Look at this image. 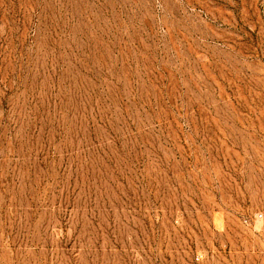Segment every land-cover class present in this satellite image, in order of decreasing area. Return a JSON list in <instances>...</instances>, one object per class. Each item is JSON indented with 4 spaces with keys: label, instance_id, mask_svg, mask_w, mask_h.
<instances>
[{
    "label": "rangeland",
    "instance_id": "374dc122",
    "mask_svg": "<svg viewBox=\"0 0 264 264\" xmlns=\"http://www.w3.org/2000/svg\"><path fill=\"white\" fill-rule=\"evenodd\" d=\"M0 264H264V0H0Z\"/></svg>",
    "mask_w": 264,
    "mask_h": 264
}]
</instances>
